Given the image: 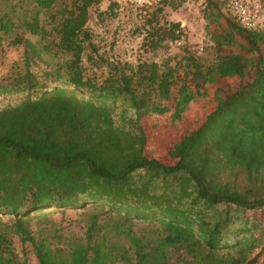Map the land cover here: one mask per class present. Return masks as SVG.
<instances>
[{
  "label": "trees",
  "instance_id": "trees-1",
  "mask_svg": "<svg viewBox=\"0 0 264 264\" xmlns=\"http://www.w3.org/2000/svg\"><path fill=\"white\" fill-rule=\"evenodd\" d=\"M57 1L0 0V50L22 48L21 62L0 78V264H27L25 243L38 264H264V233L246 215L264 208L263 54L250 78L229 89L226 80L243 76L246 57L223 53L228 36L211 32L212 63L186 52L182 61L197 82L173 94L178 78L167 62L97 53L89 10L111 17L115 2L102 12L100 0H70L52 12ZM182 1L140 6L145 51L182 40L180 22L164 12ZM202 5L211 23L228 12L224 0ZM229 15L232 30L264 45V31L246 30ZM87 48L88 61L107 69L101 79L86 73ZM171 99L176 138L168 156L152 157L148 135L164 126L148 129L143 119L170 113ZM195 104L205 109L191 120ZM88 207L108 217L92 215L67 248L51 247L29 227L33 216Z\"/></svg>",
  "mask_w": 264,
  "mask_h": 264
},
{
  "label": "rangeland",
  "instance_id": "rangeland-1",
  "mask_svg": "<svg viewBox=\"0 0 264 264\" xmlns=\"http://www.w3.org/2000/svg\"><path fill=\"white\" fill-rule=\"evenodd\" d=\"M67 1L70 0H58L51 9L52 12L61 8L62 4ZM110 2L117 4L114 16L105 17L103 14L98 15L96 6L89 10L86 26L92 34L91 42L97 53L110 61L130 62L132 64H135L138 60L156 61L159 64L167 62L169 66L175 68V76L178 78V83L172 87L173 94H176L177 87L181 86L183 82L189 87H192L190 85H195L197 82V79L194 80L196 78L195 73L192 74L191 70L187 69L188 67H185L184 61H182V57L187 54L186 52L199 58L204 65L212 63L214 43L210 36L211 32L217 31L228 36L227 41L222 45L223 53H236L246 57L243 76H234L226 80L229 89L236 87L235 85H237L238 81L248 80L254 71L258 54H263L264 56V45L259 38L255 39L256 43L254 45H250L243 36H240L235 30L230 28L228 20L233 18L229 15V10L228 12L224 10V16L219 20L213 23L207 21L202 13L203 0H183L181 5L176 8L166 6L164 9L165 17L168 20L180 22L184 37L177 43L169 44L167 48L145 51L141 47L143 39V34L141 33L142 7L134 3L133 0H100L99 10L102 12L107 10ZM42 21L47 29H52L55 24L49 15L43 16ZM90 51L91 49L87 48L83 55V65L86 67V73L93 75L95 72L94 74H96L98 79H101L102 75L107 73V69L103 65L97 68L88 61L87 54ZM21 54V47H8L4 44V47L0 50V78L6 75L17 62H21ZM91 54L94 58L95 53L91 52ZM220 81L219 78V82L214 83V87L211 86L208 92L214 94L216 88L221 85ZM5 101H12V99L9 98ZM169 107L170 113L158 115L157 117L147 116L143 119V123L146 124L148 129H151L154 124L156 126L159 124V128L164 126V128L150 132L148 135L147 152L149 151L152 155H155L157 150L165 152L170 140L172 138L175 140L176 138L172 125L176 122V119L171 114L174 110V101L172 99L169 102ZM204 109L205 107L200 108L199 113L203 112ZM179 120H182V117ZM187 121L182 120L184 123ZM236 183L235 186H238L239 189L244 185L240 178H237ZM94 214H99L100 219L108 217L105 215L106 212L101 213L100 209L95 207L56 209L47 215L33 216L29 220V227L36 234L42 233L43 236L48 237L51 247L67 248L70 241L83 235L91 216ZM247 214L249 219L254 220L257 224L256 234L264 233V208L248 210L246 211ZM246 215L245 213L244 217H241L240 214L238 215V224L245 219ZM13 239L15 250L22 256V244L17 236H13ZM23 246L27 249V264H38L28 244L25 243Z\"/></svg>",
  "mask_w": 264,
  "mask_h": 264
},
{
  "label": "built area",
  "instance_id": "built-area-1",
  "mask_svg": "<svg viewBox=\"0 0 264 264\" xmlns=\"http://www.w3.org/2000/svg\"><path fill=\"white\" fill-rule=\"evenodd\" d=\"M158 0H133L140 6L152 5ZM229 12L240 26L249 31H264V0H224Z\"/></svg>",
  "mask_w": 264,
  "mask_h": 264
},
{
  "label": "crops",
  "instance_id": "crops-1",
  "mask_svg": "<svg viewBox=\"0 0 264 264\" xmlns=\"http://www.w3.org/2000/svg\"><path fill=\"white\" fill-rule=\"evenodd\" d=\"M204 106V105H203ZM213 106V105H212ZM200 108H202V107H198V105L197 104H195V106L192 108V109H190V115H191V120H194V119H196V117H198L199 115H200V113H199V109ZM211 109H209V110H207L206 112H209ZM206 112H204V115L206 114ZM174 142L173 141H170L169 142V145H168V147H167V150L165 151V152H161V151H159V150H157L156 151V154L155 155H151L152 157H157V158H163V157H165V156H168V151H169V148H170V146L173 144Z\"/></svg>",
  "mask_w": 264,
  "mask_h": 264
}]
</instances>
